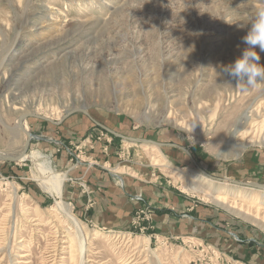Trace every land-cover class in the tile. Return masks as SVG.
Returning a JSON list of instances; mask_svg holds the SVG:
<instances>
[{
  "label": "rangeland",
  "instance_id": "1",
  "mask_svg": "<svg viewBox=\"0 0 264 264\" xmlns=\"http://www.w3.org/2000/svg\"><path fill=\"white\" fill-rule=\"evenodd\" d=\"M256 6L257 0H0V153L23 149L17 117L38 112L51 120L26 119L33 135L27 158L0 161V264H70L48 214L56 195L42 184L48 173L30 152L66 176L61 200L88 237L91 262L82 264H127L132 254L137 264H156L147 248L163 264H256L240 245L264 252V191L210 178L264 184V165L247 157L264 152V84L241 92L223 71L246 48L242 37ZM255 51L264 66V53ZM75 109L88 116L64 118ZM243 114L248 119L236 134L242 146L234 148L227 140ZM112 133L175 145L155 146L153 159L177 171L153 166L140 149L150 144ZM103 173L138 203L119 227L91 216ZM198 175L210 182H197ZM216 190L235 197L219 203ZM247 191L254 198L243 202ZM171 197L210 209L213 220H191V234L161 227L157 212L174 215L177 224L192 213L175 211ZM229 232L237 237L226 247Z\"/></svg>",
  "mask_w": 264,
  "mask_h": 264
},
{
  "label": "bare ground",
  "instance_id": "2",
  "mask_svg": "<svg viewBox=\"0 0 264 264\" xmlns=\"http://www.w3.org/2000/svg\"><path fill=\"white\" fill-rule=\"evenodd\" d=\"M35 114H39V113L36 112ZM45 117L49 118L48 116H45ZM18 118L19 117L16 118V123H15L14 129H15L16 133H23L25 135V133L21 130V127L18 123ZM247 119H248V116L246 114H243L240 117V119L238 120V123L235 127V131L232 133L229 140H227L229 143L232 144V146L234 148H239L242 146L240 143H238L236 141V138L238 137V135H236V134L238 133V131L240 130V128L244 124V122L247 121ZM5 127L7 128V126H5ZM26 127H27V124L25 121H23L22 122V128L24 130H26ZM248 140H249V142H251V140H253V137L248 139ZM128 145L129 144H122L121 147L123 149H125V148L129 147ZM140 149L142 151H145L148 155H150L151 161L153 162V166H155V167H166L168 169H171L172 171H177L176 170L177 168L176 169L170 168L171 167L170 163L167 162V164H165L164 161L157 160V158L155 160L153 159V154L155 155V153L158 151V149L155 146L143 145V146H141ZM2 154L3 153H0V155H2ZM6 155H8V154H6ZM29 157L34 158L35 160L36 159L41 160L39 163L37 162L38 166H40L41 169L45 170V172L48 173V175L43 180H41L42 184L44 185V187H46V188L48 187L50 189V191L54 195H56V198H57L55 204L50 208V211L48 214H49V217H51V219H54L53 220V222H55V226H54L55 231L54 232L58 233V231H59V233H61V235H62L61 238H59L60 239L59 241L64 245L62 247V249L66 251L68 262H70V264H82L83 261H84V263L91 262V259L87 258V256H86V252H88L87 251V245H88L87 244V241H88L87 233L85 232V229L82 226L81 222L71 213L70 208L67 205H65L61 200L63 183L66 180L65 174L56 172L54 170V168L52 167V162L50 161V159H45V156L41 155L39 152H30ZM25 158H27V156H25L22 159V161ZM119 172H121V171H119ZM176 180L177 179L174 178V182H176ZM197 180H198L197 182H200L202 184H204V183L206 184V182H210V180L207 177L201 176V175H198ZM221 187H227V186L225 183H221ZM221 191L222 190H216L215 195L213 196L214 201H217V202L222 203V204H227L228 202L233 200V198L235 197V193L233 190H230L229 192H223V193H221ZM11 192H12V195L15 196L17 194L16 193L17 189L12 188ZM240 195H241L240 196L241 201H243V202H247L248 200H253V198H254V197L252 198V196L254 194L252 192H248V191L241 193ZM25 196H27V195H25ZM241 205H243V203H241ZM256 207H258V208H256V212L262 210L259 205ZM62 225H64V226L62 227ZM60 228H61V230H63V228H66V230L61 231ZM53 239H57V238H53ZM62 239H64V240H62ZM91 239L96 240L95 237H92ZM129 240H130V238H129ZM148 241H149L148 238L145 239L144 244H147ZM192 243L195 244L196 242H194V240H192ZM137 247L138 246L135 245L134 249H136ZM147 251L153 257V259H155L156 264H163L161 261L160 255H158L156 253V251L149 249V248H147ZM53 261H54V259L52 260V262ZM54 263H52V264H54ZM131 263L137 264V259L135 258V254L129 255V261L127 264H131Z\"/></svg>",
  "mask_w": 264,
  "mask_h": 264
},
{
  "label": "crops",
  "instance_id": "3",
  "mask_svg": "<svg viewBox=\"0 0 264 264\" xmlns=\"http://www.w3.org/2000/svg\"><path fill=\"white\" fill-rule=\"evenodd\" d=\"M101 129H102V126H101ZM114 137L119 140L122 139L119 136H114ZM162 144H170V143H162ZM163 147H174V146H163ZM247 157H249L252 165H254V163H257V164L261 163L262 165H264V152L262 154L261 153L259 154V153L251 151L249 154H247ZM105 176L107 175L103 173L101 178L104 180ZM105 178H106V182L103 187L102 194L99 193L95 206L92 208L91 216L96 221V223H98L99 225H105L108 227L110 226L119 227L120 225L124 223V221L128 219V215L132 213L133 209L138 203L132 201L130 198L127 200L123 197L121 187L119 188L117 187L121 185L120 182L115 183L113 180L111 179L109 180L108 177H105ZM67 191L69 192V189H67ZM73 198L80 200L79 199L80 197H78V194H74ZM171 198L172 199H169V202H173L174 204L177 203L176 205H174L175 211H178L180 209L181 210L184 209L188 211L189 209L192 211V213L187 218H184L185 220L183 221V223L177 224V222H175L174 215H173L174 217L173 216L171 217L169 215H166L164 212H157L155 215V220H157V222L159 221V224L161 227L164 225L166 227H169V225H174V226L179 225L180 231L182 232V234H191L192 231L195 229L198 219L207 218V217L211 219L210 216H212L213 212L210 209L188 208L187 203L186 205H183V206L181 205L178 197L177 199L176 197H171ZM167 212L170 213L169 211ZM191 220H197V222H192ZM212 220L213 218L211 219V221ZM214 220H216V218H214ZM228 236L229 237H227V239L229 240H226V245L223 244L226 247H230L229 242L232 239L235 240V238L237 237V234L229 232ZM240 247L241 249L244 248L243 249L245 251L244 254H247V256H250V259H249L250 262L252 263L256 262V264H264V252H260V250H258V248L255 245L252 244L250 247L246 245L245 246L240 245ZM231 248L227 250L230 251ZM245 256L246 255H243V257ZM245 263L246 262H243L242 264H245Z\"/></svg>",
  "mask_w": 264,
  "mask_h": 264
},
{
  "label": "clouds",
  "instance_id": "4",
  "mask_svg": "<svg viewBox=\"0 0 264 264\" xmlns=\"http://www.w3.org/2000/svg\"><path fill=\"white\" fill-rule=\"evenodd\" d=\"M246 48L234 63L223 67V71L236 82V88L246 92L251 88L264 84V66L259 61V48L264 53V0H257V6L250 17L247 34L242 37ZM194 128V127H193Z\"/></svg>",
  "mask_w": 264,
  "mask_h": 264
},
{
  "label": "water",
  "instance_id": "5",
  "mask_svg": "<svg viewBox=\"0 0 264 264\" xmlns=\"http://www.w3.org/2000/svg\"><path fill=\"white\" fill-rule=\"evenodd\" d=\"M76 112H81L83 113L84 115L88 116L87 112L85 110H82V109H75V110H72V111H69L67 112L65 115H64V118H67L68 116L76 113ZM28 118H36V119H40V120H44V121H47V122H51L50 119L46 118V117H43L41 115H38V114H33V113H25L23 115H21L19 118H18V123L21 127V130L25 133L26 135V141L24 143V146H23V149L21 151L20 154L16 155V156H12V155H6V154H2L0 155V161L1 162H17V161H20L22 160L25 155H26V152L29 148V145H30V140L32 139L33 135L29 132V131H26L22 128V122L25 121L26 119ZM63 118V119H64ZM113 134V133H112ZM114 136H119V135H116V134H113ZM120 138L122 139H127L128 141H131V142H141V143H148L150 145H154V146H157V147H163V146H175V145H172V144H162V143H154V142H151V141H147V140H139V139H129V138H124L122 136H119ZM186 151V150H184ZM211 179H216L218 181H228L229 184H233V185H237V186H241V187H245V188H251V189H255V190H260V191H264V184H260V183H246V182H238V181H234V180H231V179H220V178H213V177H210Z\"/></svg>",
  "mask_w": 264,
  "mask_h": 264
}]
</instances>
